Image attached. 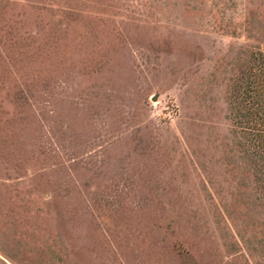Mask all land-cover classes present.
I'll use <instances>...</instances> for the list:
<instances>
[{
	"label": "rangeland",
	"instance_id": "rangeland-1",
	"mask_svg": "<svg viewBox=\"0 0 264 264\" xmlns=\"http://www.w3.org/2000/svg\"><path fill=\"white\" fill-rule=\"evenodd\" d=\"M258 49L264 0H0V264H264Z\"/></svg>",
	"mask_w": 264,
	"mask_h": 264
},
{
	"label": "trees",
	"instance_id": "trees-1",
	"mask_svg": "<svg viewBox=\"0 0 264 264\" xmlns=\"http://www.w3.org/2000/svg\"><path fill=\"white\" fill-rule=\"evenodd\" d=\"M232 115L250 158L264 205V50L252 51L234 82Z\"/></svg>",
	"mask_w": 264,
	"mask_h": 264
}]
</instances>
